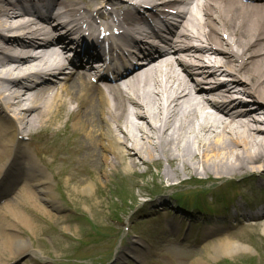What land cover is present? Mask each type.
Segmentation results:
<instances>
[{
    "label": "bare ground",
    "instance_id": "bare-ground-1",
    "mask_svg": "<svg viewBox=\"0 0 264 264\" xmlns=\"http://www.w3.org/2000/svg\"><path fill=\"white\" fill-rule=\"evenodd\" d=\"M102 25L120 29L125 47L94 83L96 53L79 35ZM41 134L55 138L43 151L75 184L156 163L165 188L239 179L264 190V0H0V264L29 252L20 229L31 222L13 198L56 208L52 176L20 144ZM161 206L172 209L160 196L148 210ZM216 219L196 264L249 249L238 224L255 226L264 254V203Z\"/></svg>",
    "mask_w": 264,
    "mask_h": 264
},
{
    "label": "rangeland",
    "instance_id": "rangeland-1",
    "mask_svg": "<svg viewBox=\"0 0 264 264\" xmlns=\"http://www.w3.org/2000/svg\"><path fill=\"white\" fill-rule=\"evenodd\" d=\"M67 126L70 128V124ZM56 142L53 138L46 143L41 134L25 148L47 177L52 175L49 195L56 208L44 207L49 210L44 213L32 205L30 198L13 200L31 226L20 229L29 252L9 259L15 261L10 264H196L199 256L192 251L208 241L203 239L206 224L213 225L217 217L232 215L237 204L262 201H256L260 198L251 193V188L224 180H211L196 187L185 184L165 188L162 178L156 176L161 170L156 163L142 165L132 173L119 166L96 179L84 175V183L75 184L53 168L54 158L43 151L45 146L54 148ZM161 166L165 167L166 162L161 161ZM86 185L89 192L83 193L81 188ZM177 190L194 199L202 198L196 205L198 209L191 201H179ZM160 196L168 198L172 209L161 206L148 210L149 201ZM179 212L190 217L183 219ZM191 215L200 220H192ZM207 218V222L203 221ZM230 223L235 221L230 219ZM254 227L238 224L235 228L246 234L249 240L245 245L249 249L232 257L207 259L208 264H264L263 251L249 234ZM73 257L76 259H69Z\"/></svg>",
    "mask_w": 264,
    "mask_h": 264
}]
</instances>
